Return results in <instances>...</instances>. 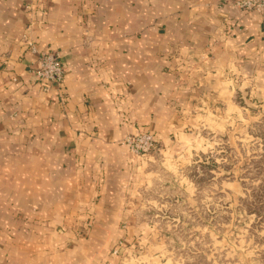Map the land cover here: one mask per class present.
Returning <instances> with one entry per match:
<instances>
[{"label": "crops", "instance_id": "crops-1", "mask_svg": "<svg viewBox=\"0 0 264 264\" xmlns=\"http://www.w3.org/2000/svg\"><path fill=\"white\" fill-rule=\"evenodd\" d=\"M234 1L0 0V264H123L149 185L125 138L169 148L225 78L264 89V16ZM48 49L66 75L45 91Z\"/></svg>", "mask_w": 264, "mask_h": 264}, {"label": "rangeland", "instance_id": "rangeland-1", "mask_svg": "<svg viewBox=\"0 0 264 264\" xmlns=\"http://www.w3.org/2000/svg\"><path fill=\"white\" fill-rule=\"evenodd\" d=\"M230 81L218 115L142 156L149 185L123 264H264V89Z\"/></svg>", "mask_w": 264, "mask_h": 264}, {"label": "built area", "instance_id": "built-area-1", "mask_svg": "<svg viewBox=\"0 0 264 264\" xmlns=\"http://www.w3.org/2000/svg\"><path fill=\"white\" fill-rule=\"evenodd\" d=\"M232 4L235 8L257 12L264 16V0H235ZM26 44L32 52H36L33 42L27 41ZM31 74L33 80L40 83L45 91H48L52 85H63L66 70L60 53L52 49L38 53L36 65L31 69ZM123 143L133 153L141 156H146L158 149L157 139L151 133L128 136Z\"/></svg>", "mask_w": 264, "mask_h": 264}]
</instances>
